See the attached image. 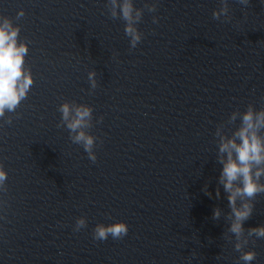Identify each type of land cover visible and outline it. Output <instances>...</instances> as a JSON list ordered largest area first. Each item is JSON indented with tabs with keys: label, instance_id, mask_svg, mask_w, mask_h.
<instances>
[{
	"label": "clouds",
	"instance_id": "clouds-1",
	"mask_svg": "<svg viewBox=\"0 0 264 264\" xmlns=\"http://www.w3.org/2000/svg\"><path fill=\"white\" fill-rule=\"evenodd\" d=\"M241 5L247 6L250 0H238ZM105 7L111 19H120L125 22L124 32L129 37L130 49H135L143 38L139 31L138 24L142 21L144 11L155 13L158 7V0L146 2L143 8L134 6L133 0H106ZM228 0H220V6L212 13L214 20L230 22ZM25 16L21 8L16 14V20ZM153 23H159V17H152ZM21 28L14 24L12 18L0 15V128L5 124L11 125L14 113L19 118L17 109L22 101L27 99L28 94L34 85V77L30 66L26 65V56L29 52V41L20 39ZM115 55V54H114ZM95 70L88 72L90 94L98 87ZM58 111L61 118L57 127H65L69 131V139L73 144L81 145L87 153L88 159L93 163L97 160L94 149L97 147L98 137L90 134L93 127V108L88 104L77 103L76 101L65 100ZM240 120L239 126L228 135L225 132V125L217 126L215 136L217 139L218 152L216 160L222 165L215 196L220 198L221 186L228 200L230 211L225 215L222 209L216 207L213 210V220H219L225 215L229 222L227 231L223 233L224 238L232 242L234 240V251L239 252V261L243 264H251L256 259L257 253L254 250L245 248L251 241L264 239V225L259 227L244 228V222L251 218L256 197L264 194V107L259 110L253 104H248L244 112L238 109L228 117L227 124H235ZM101 116L97 123H101ZM103 143V141H100ZM8 173L0 163V194H7ZM203 191L209 198L212 193L205 185ZM7 201L0 199V207H4ZM5 217H0L4 219ZM87 227V219L84 216L78 217L75 221L74 231H80ZM128 225L123 221L112 224H97L93 229V239L106 241L109 236L114 240L123 239L128 234Z\"/></svg>",
	"mask_w": 264,
	"mask_h": 264
}]
</instances>
